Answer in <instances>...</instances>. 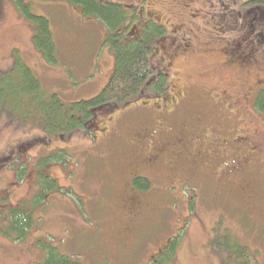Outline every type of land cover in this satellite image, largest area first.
Masks as SVG:
<instances>
[{
	"label": "rangeland",
	"instance_id": "obj_1",
	"mask_svg": "<svg viewBox=\"0 0 264 264\" xmlns=\"http://www.w3.org/2000/svg\"><path fill=\"white\" fill-rule=\"evenodd\" d=\"M24 1L27 10L49 20L58 60L47 63L34 47L31 22L15 1L0 0V70H8L18 57L36 72L45 90L66 103L98 94L114 66L106 26L86 15L81 5ZM106 1L122 4L129 16L137 15L135 21L150 19L167 31L157 41L156 57L167 67L169 84L189 88L192 96L188 103L181 102L166 125L175 134L173 143L183 126L187 141L218 123L217 136L245 134L243 117L229 111L225 115L222 105L200 92L225 90L238 96L239 106L256 117L254 126L264 129V114L254 108L256 93L264 85L263 6L255 7L251 0ZM158 103L154 100L153 109ZM121 110L98 113L85 122V130L63 136L47 137L41 127L29 123H0V210L24 204L35 219L25 239L0 233V264L41 261L40 241L50 242L78 264H150L170 240L178 242L177 264H222L225 248L216 249L214 242L232 238L264 264V167L255 162L240 169L239 159L224 147L228 171L220 179L212 158L202 166L190 155L188 161H177L179 170L187 171L185 177L173 181L176 172L170 174L169 164L159 159L149 163L156 164L152 170L140 165L138 143L130 141L139 125L153 126V112ZM31 138L37 142L26 144ZM169 144L162 147L161 158L168 155ZM59 149L66 150L67 157L51 163L48 173L38 157ZM133 160L136 168L129 170ZM136 172L151 179L150 189L129 191L127 183ZM41 173L50 178L41 180ZM51 181L56 188L48 193ZM130 195L137 197L128 200Z\"/></svg>",
	"mask_w": 264,
	"mask_h": 264
},
{
	"label": "trees",
	"instance_id": "obj_2",
	"mask_svg": "<svg viewBox=\"0 0 264 264\" xmlns=\"http://www.w3.org/2000/svg\"><path fill=\"white\" fill-rule=\"evenodd\" d=\"M14 1L31 22L34 31L32 38L34 47L47 63L54 64L56 59L58 60V55L49 20L27 10L29 5L24 0ZM58 1L81 5L86 15H94L106 26L105 41L114 56V66L108 82L91 99L66 103L56 92L45 90L36 72L16 57L14 58L16 61L8 70H0V123H8V121L29 123L41 127L47 137L63 136L85 130V122L94 115L96 117L98 113L112 115L121 108H130L143 103L144 100L143 102L140 100L142 97L159 96L166 92L169 85V73L166 71L167 67L161 64V59L156 57L155 51L157 41L167 33L163 24L150 19L135 21L138 20L137 15L129 16L122 4L106 0ZM251 1L250 4L255 7H264V0ZM127 29H130V33L126 32ZM147 103L154 105L153 98L148 99L144 104L147 105ZM254 106L258 112L264 114V85L256 93ZM122 110L124 112V109ZM35 142L37 139L31 138L26 144ZM136 149L141 151L142 147ZM52 153L48 152L38 157V161L48 173L47 167L54 166L51 163L63 161L67 157L66 150L59 149ZM2 159L3 156L0 157V160ZM127 168L132 170L136 167L130 161ZM28 177L27 173L25 178ZM40 177L41 180L50 178L43 173ZM18 179L21 182L23 175L19 174ZM51 183L53 186L46 188L48 193L56 188V182L51 181ZM129 183V191L138 188L139 193L147 191L152 185L149 177L139 172L131 176ZM134 197L137 196L130 195L126 198L133 200ZM135 206L138 205L135 203ZM34 225V214L24 204L12 205L9 209L0 210V233L5 236L16 240L25 239ZM177 245L176 240H170L168 245L162 246L160 251L154 254L150 264H177ZM214 246L219 250L225 248L226 256L221 259L222 264H259L256 255L234 238L231 242L217 240ZM39 247L43 252V258L33 264H78L77 261H72L68 256L61 254L59 249L50 242L40 241Z\"/></svg>",
	"mask_w": 264,
	"mask_h": 264
},
{
	"label": "flooded vegetation",
	"instance_id": "obj_3",
	"mask_svg": "<svg viewBox=\"0 0 264 264\" xmlns=\"http://www.w3.org/2000/svg\"><path fill=\"white\" fill-rule=\"evenodd\" d=\"M188 89L189 88L186 87H175L169 84L164 94L159 96L142 97L140 100H144V102L142 101L143 103H138L137 105L130 107L132 109H142L153 112V115L150 116L151 120H153V126L148 127L144 124L139 125V130L132 134L133 139L131 138L130 140L134 143H138L137 147H143V149H141L143 157L138 163L140 165H147L149 166V169L152 170V167L156 164L150 165L149 163H154L159 159L166 165L169 164L168 170L170 174L171 172H176V175L171 174V179H173V181H178L185 177L187 171L183 168L179 170L177 164L188 161V156L191 155V157L195 159L194 161H198L200 164L202 163V166L207 165L206 162H209V158H212L216 163L217 168H219L217 171L220 179L224 175V171H228L226 170L228 166L225 164L226 155L223 150V148L226 147V151L229 150L231 156H236L235 160H237V158L239 159L240 169H243L246 166L256 165L255 162L264 166V129L254 126V122L256 121L254 114L251 111H246L243 106H239L238 96L232 97L228 95L225 90L218 91L217 93L200 92L201 94L199 95H204L206 98L210 99L212 103L216 102L218 106L222 105L220 106V110L226 111L224 112L225 115H229L230 112L231 114L235 113L243 117L246 128L242 131L245 134L242 136H235L234 134H229L224 137L217 136L215 135V131L218 130V123L217 126L212 125V128L208 129L209 126L203 128L201 132L204 133L192 137L193 140L191 141H189L190 139L187 141L188 133L185 132L186 127L183 126L180 128L178 127V130L176 131L178 142L173 143L172 139L175 138V134L173 135L171 130L166 129V125L169 124L170 116L174 114L177 108L181 107V102L187 100L188 103L189 98L191 99L192 96H190ZM151 98H153V100H158L159 102L155 109H153L150 103L148 106L144 104ZM238 122L242 121L237 119V125H240ZM238 127L236 129L237 132ZM178 131L179 134L177 133ZM167 144L170 146L169 151H165L168 155H164L165 158H161L162 147ZM228 144L229 149H227ZM193 146H196L197 148ZM191 147L193 148L192 153L190 152ZM217 153L222 154V157L219 158ZM219 160H222V166L219 165L221 163ZM135 161L137 160H133V163ZM182 166H185L187 169L192 165L184 164ZM165 178L168 179V175H166ZM127 184L129 187L130 183L128 182Z\"/></svg>",
	"mask_w": 264,
	"mask_h": 264
}]
</instances>
